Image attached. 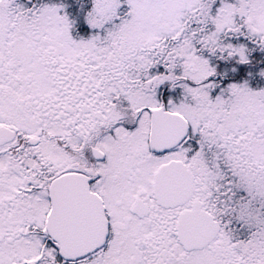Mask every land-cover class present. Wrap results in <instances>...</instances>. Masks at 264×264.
<instances>
[{"label": "snow or ice", "instance_id": "6c2138e0", "mask_svg": "<svg viewBox=\"0 0 264 264\" xmlns=\"http://www.w3.org/2000/svg\"><path fill=\"white\" fill-rule=\"evenodd\" d=\"M0 264H264V0H0Z\"/></svg>", "mask_w": 264, "mask_h": 264}]
</instances>
